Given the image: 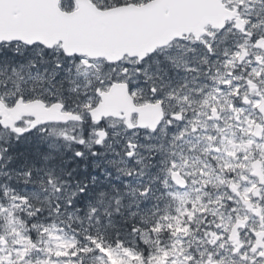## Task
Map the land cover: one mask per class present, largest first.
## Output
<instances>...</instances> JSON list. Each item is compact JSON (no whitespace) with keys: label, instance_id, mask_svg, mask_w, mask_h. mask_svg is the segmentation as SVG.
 Instances as JSON below:
<instances>
[{"label":"snow or ice","instance_id":"snow-or-ice-1","mask_svg":"<svg viewBox=\"0 0 264 264\" xmlns=\"http://www.w3.org/2000/svg\"><path fill=\"white\" fill-rule=\"evenodd\" d=\"M0 264H264V0H0Z\"/></svg>","mask_w":264,"mask_h":264}]
</instances>
